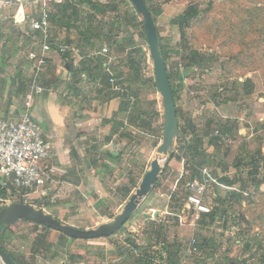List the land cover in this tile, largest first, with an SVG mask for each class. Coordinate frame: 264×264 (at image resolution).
Masks as SVG:
<instances>
[{"label":"rangeland","instance_id":"rangeland-1","mask_svg":"<svg viewBox=\"0 0 264 264\" xmlns=\"http://www.w3.org/2000/svg\"><path fill=\"white\" fill-rule=\"evenodd\" d=\"M93 1L103 5L113 3L115 6L114 9L109 8L104 13H96L83 4L81 16L85 17L86 23L91 26L101 25L103 30L112 26L119 43L124 42L127 34H133L138 47L147 53L146 60H141L139 64L140 77L136 78L127 62L130 54L137 55L133 46L127 47L122 53H116L115 46L110 45L109 42L98 44L99 47L104 45L109 47L115 56L110 67L115 76L114 85L119 88L120 96L121 89H127L126 93L129 97L125 101L129 103L133 117H136L138 110L145 111L150 116V118L143 116L144 119L149 118V124H144L135 118V122L142 127L131 126L130 136L127 138L130 145L124 155L125 167L137 178L136 189L149 168L150 161L155 158L156 149L162 140L161 98L152 83L144 82L153 74L146 40L142 37L139 28L136 29L122 20L125 12L132 11L133 5L131 6L127 0ZM189 4L196 5L200 13L196 20H191L184 27L182 35L178 24L174 21ZM150 5L160 11L156 25L166 55L167 69L173 73L175 79L174 86L177 92V106L182 115L181 121L186 120L190 124L185 130V138L186 140L191 138L194 128V133L198 135L207 134L209 128L215 134L214 131L219 129L218 123H230L232 134L225 138L216 154L209 143V137L201 139L197 151L204 152L205 157L210 161L208 165L203 166L208 172L211 171L218 177H227L233 184L230 188H224L213 182L208 183L202 198L203 203L210 208V212L201 214L195 220L194 211L192 208L187 209L186 206L188 175L184 171V163L187 158L176 160L169 158L168 154L161 163L163 169L157 181L158 185L152 188L149 197L144 199L116 233L95 239L77 240L76 243H81L77 247L82 250L83 259L76 264L80 262L169 264L167 251L176 247L178 254L173 257V261L177 264H222L224 251L227 248L231 249L227 254L229 260L240 261L241 258H245L250 264H264V196L254 197L255 202L251 205L248 204L251 199H246L247 192L257 191V187L264 191V184L259 185L264 170L258 162V159L262 161L261 158L264 157V0H150ZM17 8L18 5L14 0H0V31L5 35V39L0 41V52L6 50L3 60L8 64L3 68L4 77H15L17 81L21 78L18 90L23 91L28 85L31 73L27 69L29 66L31 68L28 53L32 50L39 52L40 41L39 36H28V25L13 24L12 16ZM34 8H36L34 2L25 5L26 11ZM49 9L50 12H58L57 6L49 5ZM137 17L139 22L141 16L138 13ZM119 18L123 23L119 24L117 21ZM78 24H80L79 20ZM50 38L55 43L70 40L72 44H78L81 36L75 27L67 28L58 21H50ZM78 46L87 52L94 50ZM196 52L207 59L201 64L193 65L191 72L184 75L182 84L179 83L175 77L185 70L184 55ZM118 65L126 79L122 83L121 77L117 78ZM21 69L25 72L23 73ZM246 78H249L251 83L244 86L243 82ZM127 86L131 87L130 92ZM248 89L251 92L245 93ZM153 101H156L154 105H152ZM154 111L160 114L157 118L151 115ZM180 143H182L181 137L174 140L172 149V151L175 149L174 153H180ZM259 150L262 154H259ZM195 159L197 161L198 157L194 156ZM100 167L98 166V169ZM114 175L107 170L102 179L105 192L110 194L107 198L113 201L109 206L112 205L113 208L122 204L123 200V195L112 194L117 185ZM124 177L126 182L127 175ZM237 194H242L245 199L237 197ZM0 196H8V192L0 188ZM240 202L242 208L247 209L242 219ZM26 203L37 208L41 205L32 200ZM214 208L217 215L215 220L209 223L208 215ZM89 210L80 222L81 225L89 227H77L94 228L101 223L110 222L115 216L113 209L108 212L104 210L103 213L106 214H101L94 206ZM120 210L121 208L117 213ZM180 214L181 216H178ZM62 222L68 224L66 221ZM26 225L24 220H20L17 230L56 231L41 226L35 228L32 224L27 228ZM6 228L7 226L3 229L2 238L5 237ZM238 231H251L249 235L252 237L256 235L258 240L262 241V246L257 247L256 242H253L251 251L244 253L242 248L244 240ZM26 234L30 238L27 241L20 242L16 238L5 243V247L11 251L22 252L19 254L30 259L29 244L35 234ZM191 234L198 241L199 251L195 254L187 252L188 238ZM182 235L184 236L181 237ZM228 236L230 242L226 241ZM47 237L50 238V234ZM202 238L208 239L210 246L215 250L213 253L208 248L209 244L207 247L201 246ZM250 253L254 255L249 256Z\"/></svg>","mask_w":264,"mask_h":264},{"label":"crops","instance_id":"crops-1","mask_svg":"<svg viewBox=\"0 0 264 264\" xmlns=\"http://www.w3.org/2000/svg\"><path fill=\"white\" fill-rule=\"evenodd\" d=\"M100 49L101 47L92 51L97 52ZM38 50L40 52V46ZM51 50L45 53L44 63L39 71L36 70L35 62L28 59L31 68L29 66L27 69L31 73L28 85L23 91L18 90L21 78L17 81L15 77H4L3 68L7 65L2 67L0 60V114L4 117L20 116L29 84L34 78L38 79L43 90L34 95L31 112L42 127L45 137L53 144L50 162L56 165L57 174L56 182L49 188L48 194L33 201L41 203L40 208L60 221H66L76 227H89L87 224L81 225L80 222L87 215L86 212L90 211V207L94 206L101 214H106L103 213L104 210L108 212L113 209L116 215L138 183L134 174L125 167L124 155L130 145L126 135L131 132V123L127 121L124 113L119 111V88L109 82L110 75L104 69L108 55L90 56L92 52L81 50L80 54L84 57L80 60L73 57L71 62L70 56L64 58L56 50ZM109 54L115 59L112 51ZM98 60L102 63L97 64ZM112 62L113 60L109 63L110 67ZM81 66L88 70H82L74 76L72 73ZM110 70L113 73L111 68ZM18 76L21 77L19 74ZM52 79L56 82H49ZM110 153L115 154L117 158L112 157ZM98 166H101L102 170L101 167L98 169ZM107 170L115 174L117 185L112 194L123 195L122 204L115 208L109 206L113 201L107 198L110 194L105 192L102 185ZM125 175L128 178L126 182ZM3 198L6 196H0V201ZM0 206H3L1 202ZM25 223L27 228L32 224L27 221ZM19 224L20 221L6 228L2 246L5 247V243L16 238L20 242L27 241L30 238L26 233H34L35 237L29 244L28 252L31 258L27 259L24 255L28 264H76L83 259V252L77 247L81 243H76L79 239L72 240L59 231H18ZM48 234L50 238L47 237ZM226 239L230 240V237ZM8 251L15 256L22 253ZM230 261L231 264H250L249 261L243 262V258L240 262ZM81 263L83 264H78ZM0 264H3L2 261Z\"/></svg>","mask_w":264,"mask_h":264},{"label":"trees","instance_id":"trees-1","mask_svg":"<svg viewBox=\"0 0 264 264\" xmlns=\"http://www.w3.org/2000/svg\"><path fill=\"white\" fill-rule=\"evenodd\" d=\"M129 3L130 1L127 0ZM151 15L153 17V20L155 22L156 25V18L159 14V10L157 9H153L152 6L150 5V0H145ZM83 4H86L89 9L93 10L96 13H104L106 10H108L109 8H113L114 9V4L113 3H108L106 5H103L101 3H97L93 0H63L62 3L60 4H54V3H50V5L53 6H57L58 7V12H50V21H58L60 22V24H64L65 27L67 28H72L75 27L79 33V35L81 36L80 42L76 45L77 47H79L78 45H80L81 47H85V48H89V49H98L99 43H102L104 41H107L110 43V45H114L115 46V51L116 53H122L126 50L127 47L129 46H133L135 48V54H137L136 56H132L131 54L128 56L127 62L129 64V68L130 70H132L134 72V74L136 75V78L140 77V61L141 60H146L147 58V53L144 52L140 47H138L137 43L135 42L134 36L133 34H127L126 37H124V42L119 43V41L116 40V35L113 33L112 31V26H110V28H108L107 30H103L101 25L96 24L95 26H91L88 23H86L85 21V17L82 15L81 16V12H82V6ZM131 5V3H130ZM132 6V5H131ZM200 10L198 9V7L194 4H189L186 9L183 11L182 14L178 15L177 18L175 19L174 23L178 24L181 34H184V27L190 23L191 20H196L199 16ZM94 18V17H93ZM78 20L80 21V24H78ZM121 18L117 19V21L120 23H123L122 20L126 21L128 24L132 25L134 28L136 29H140V33L142 35V37H144L145 40V34H144V30L142 28V21L140 20L139 22L138 17H137V12L135 10V8L132 6V11L130 13L125 12L124 16ZM156 29H157V35H158V43H159V49L161 51L162 57L165 61L166 64V55L165 52L163 50V47L161 45V39L159 36V30L158 27L156 25ZM2 31H0V41L2 39H5V35L4 33H1ZM32 35H36L40 37V32L39 31H31L29 29V34L28 36H32ZM28 37V40L29 38ZM51 45V49H58V44L55 43L53 41V39H48ZM67 45H71L72 41L70 40H66L64 41ZM126 42V44H124ZM80 48V47H79ZM81 49V48H80ZM82 50V49H81ZM111 50V49H110ZM133 51V53H134ZM5 52L6 50H4V52H0V60H1V66L4 67L6 64H8L6 61H4V56H5ZM131 53V52H130ZM64 58H67L69 56L68 52L62 53L61 54ZM207 58L204 57V55H202L201 53H194L190 55H184L183 60H184V67L185 70L181 73H178L176 75L175 78H177V80H179V83L182 84L183 81V77L184 75H188L191 72L192 66L195 64H201L203 63ZM102 63L100 60H98L97 64ZM93 68V67H92ZM92 68L91 71H92ZM88 70V68H86L85 66H81L77 69V71L75 73H72L74 76L78 75L80 73V71L82 70ZM117 72H118V77H121V83L125 82L126 79L123 77L124 73L120 68V65L117 66ZM168 72V76H169V81H170V85H171V90H172V94H173V98H174V102H175V107H176V112H177V119H178V127L176 129V133H175V139H178L179 137H181V141L182 143H180L179 149H180V153H174V150L169 152V158H174L176 160H182L183 157L187 158V161L184 163V171H186L187 173V182H190L193 179H202V173H201V168H203L204 165H208L210 163V161L205 157L204 152H198V144L201 141V139L203 137H209V143L211 146H213L214 150H215V154L218 151L219 146L222 144V142H224L228 136H230L232 134V128H231V124L230 123H224V124H217L219 129H216L215 131H217V134H213V131H211V129L209 128L208 133H204V135H198L196 133H193L191 135V138L186 140L185 138V130L188 129L190 127V124L185 120H183V122L181 121L182 119V115H180V109L177 106V99H176V87L174 86V76L173 73L170 72L167 69ZM92 74V73H91ZM133 74V73H132ZM133 74V75H134ZM18 75V74H17ZM134 75V76H135ZM138 80V79H135ZM46 81V80H45ZM49 81V80H48ZM49 82H56L55 79H52ZM145 83H152L154 88H156L155 82H154V75L152 74L151 76H149L148 78H146V80L144 81ZM244 86H247L249 83H251L249 78H246L244 80ZM128 90H131V87L127 86ZM19 89V88H18ZM127 90V89H126ZM126 90L121 89V100H120V106H119V111L121 113H124V115L127 118V121H129L131 123V126L134 127H142L141 124L138 125L135 122V118L141 120L142 123L144 124H149L150 123V116L149 114H147L145 111L142 110H138V113L135 114L136 117H133V114L131 113V109L129 107V103H127L125 101L126 98L129 97L128 93H126ZM129 90V92H130ZM251 90L248 89L245 91V93H250ZM156 103V101L152 102V105H154ZM162 106V104H161ZM163 108V106H162ZM130 115V116H129ZM147 116L149 117L148 120L144 119L143 116ZM152 116H154L153 118H157L160 114L158 111H154L153 113H151ZM162 116V115H161ZM163 118V117H162ZM193 128V127H192ZM214 131V132H215ZM130 133H128L126 136L127 138L130 136ZM259 154H262L261 151H258ZM110 155L112 157H115V154L110 153ZM194 156L198 157V160L196 161V159L194 160ZM120 157V156H119ZM117 158V157H115ZM262 161H260V159H258L259 162V166H261L264 170V157L261 158ZM258 168V167H257ZM211 175L213 177H215L218 181V183L223 184L227 187L232 186L233 182L229 181L227 177H218L216 176L215 173H212L210 171ZM260 184H264V171H263V179L262 181L259 183ZM158 185V182L155 184L154 187H156ZM219 186V185H217ZM245 188V187H244ZM243 188V190H245ZM153 191V190H152ZM152 191L149 193V195L152 193ZM148 195V197H149ZM257 195L260 196H264V191L262 189H260L259 187H257V191L254 192H247V197L246 199L250 200V202L248 203L249 205L253 204L254 201V197H256ZM239 198H243L242 194H237L236 195ZM21 202H23V200H20ZM3 206H0V208H2ZM239 210L241 213V219L242 217H244V215L246 214L245 212L247 211V209L242 208V204L241 202L239 203ZM216 208H214L211 213L208 215L209 217V223L213 222L215 220V217L217 215V211L215 210ZM225 211V210H224ZM259 216V215H258ZM258 216L256 218H258ZM261 217V216H260ZM35 228L37 226L40 225H36V224H32ZM44 227V226H41ZM5 228V227H4ZM8 228V226H7ZM48 228V227H45ZM50 229V228H49ZM158 230V229H157ZM156 230V231H157ZM239 235L241 237H243L244 240V245H243V252H249L251 251V248L253 246V242H256L257 247H261V240H258V238L256 237V235H254L253 237L250 236L249 234L251 233V231H238ZM3 234V233H2ZM72 240H75V238L69 237ZM227 242H230L229 239H226ZM0 244L2 246V236L0 239ZM209 244V241L207 238H204L201 240V246L203 247H207V245ZM3 247V246H2ZM208 248L210 249L211 253H213L215 250L213 247L210 246V244L208 245ZM4 249V247H3ZM262 249V248H261ZM6 251V249H4ZM231 249L227 248L225 249V256L223 257V262L222 264H231V261L229 260V258L227 257V254L229 253ZM248 250V251H247ZM14 260L15 262H17L18 264H28L25 260H24V256L23 255H19V256H15L12 253H9L8 251H6ZM210 253V255H211ZM178 254V247H176L173 250H169L167 251V261L169 264H177L176 261H173V257L176 256ZM253 256V253H250L249 256ZM243 262H246L245 258L243 259ZM240 262V261H237Z\"/></svg>","mask_w":264,"mask_h":264},{"label":"built area","instance_id":"built-area-1","mask_svg":"<svg viewBox=\"0 0 264 264\" xmlns=\"http://www.w3.org/2000/svg\"><path fill=\"white\" fill-rule=\"evenodd\" d=\"M18 8L12 16L15 26L28 25L31 31H39L40 52L34 50L28 53V59L35 62L36 70L39 71L44 63L45 53L51 50L50 39V9L49 3L60 4L63 0H14ZM30 2L36 4V8L26 11L25 5ZM57 53L68 52L71 62L73 57L78 60L84 56L81 49L67 45L65 42L58 43ZM90 56L98 54L108 55L105 66L109 73V82L114 84V76L109 63L114 57L109 53L110 48L102 46L97 52L91 51ZM82 77L84 74L81 75ZM43 90L42 84L34 78L29 84V89L24 96L22 113L20 116L4 117L0 114V188L8 192L1 204L7 205L13 201L27 202L41 199L48 194L49 188L56 182L57 167L50 162L53 144L43 133L40 124L34 119L31 105L34 95ZM217 134V131H215ZM202 179H193L186 184L188 195L186 206L194 211V219L201 214L210 212V208L203 203V194L208 183H215L224 188H230L218 183L217 179L206 170L201 168ZM178 216H181L178 215ZM198 241L191 234L188 238L187 252L198 253Z\"/></svg>","mask_w":264,"mask_h":264},{"label":"water","instance_id":"water-1","mask_svg":"<svg viewBox=\"0 0 264 264\" xmlns=\"http://www.w3.org/2000/svg\"><path fill=\"white\" fill-rule=\"evenodd\" d=\"M136 12L141 16L142 28L145 34L148 55L152 61L154 82L163 106L162 140L156 149V156L150 161L138 187L129 196L110 222L97 225L94 228H79L63 223L42 208L20 201H13L0 208V238L5 226L15 225L24 220L32 224L54 229L76 239H95L110 236L116 233L138 209L144 199L149 195L162 173V161L173 149V142L178 126L177 112L171 90L167 66L159 49L158 35L155 22L145 0H129ZM0 260L3 264H18L3 249L0 244Z\"/></svg>","mask_w":264,"mask_h":264}]
</instances>
